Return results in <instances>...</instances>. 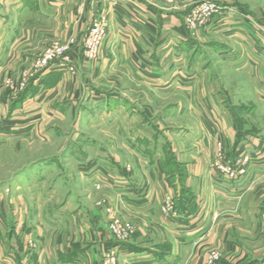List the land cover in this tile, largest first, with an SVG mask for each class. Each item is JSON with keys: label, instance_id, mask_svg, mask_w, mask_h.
<instances>
[{"label": "rangeland", "instance_id": "374dc122", "mask_svg": "<svg viewBox=\"0 0 264 264\" xmlns=\"http://www.w3.org/2000/svg\"><path fill=\"white\" fill-rule=\"evenodd\" d=\"M138 1L139 33L144 32L146 9L153 10L158 23L165 13L180 18L187 34L209 33L212 17L223 13L216 2L242 5L264 24V0ZM205 4L217 10L200 17L197 12ZM128 23L122 21L120 26L126 31ZM101 26L106 37L98 44L95 58L89 59L86 48L94 29ZM115 27L119 29L106 10L99 16L93 12L79 37L48 40L41 52L21 58L19 65L1 66L0 96L5 95L8 112H12L0 106V196L15 217L24 216L18 239L24 255L32 257L40 242L27 232L26 220L33 230H44L43 244L95 235L104 245L99 264H122L117 243H130L141 230L144 239L157 246L167 240L162 221L173 226L181 213L176 209L194 208L193 191L200 189L204 200H211L210 186L205 184L201 192L200 178H209V173L220 178L238 174L227 171L223 164L227 162V123L236 132V146L248 135L264 133V91L260 94L257 88L262 85L264 89V57L261 71H250L251 64L246 66L245 60L252 59L247 54L220 58L212 54L208 40L198 44L202 50L200 67L193 66L189 58L179 61L172 52L162 55L161 47L144 61L134 57L129 66L124 62L118 67L114 58L106 55L113 46L109 40L114 30L117 33ZM153 40L149 43L157 50ZM76 51L77 63L72 58ZM51 65L70 73L69 77H58L65 78V83L55 94H47L55 87L47 81L40 89L33 88V80L42 77ZM148 80L155 86H146ZM42 91L47 95L41 96ZM36 95L40 98L33 100ZM117 95L130 101L127 112L134 109L135 117L106 111L104 98ZM36 102L39 118L32 119L25 113L32 112ZM21 109L26 118L18 119L13 113ZM147 148L153 150L148 152ZM158 161L162 176L154 167ZM198 165L202 170L196 177ZM192 177L193 182L191 179L186 185ZM146 192L148 197L143 199L149 210L142 217L130 208L136 203L133 195ZM250 203L254 208L255 203ZM228 212L223 211L225 216ZM45 226L52 230L47 232ZM236 239L245 243L239 235ZM157 250L159 254L166 252ZM205 255L204 264H220L224 252L220 247L208 249Z\"/></svg>", "mask_w": 264, "mask_h": 264}, {"label": "crops", "instance_id": "0c3cea01", "mask_svg": "<svg viewBox=\"0 0 264 264\" xmlns=\"http://www.w3.org/2000/svg\"><path fill=\"white\" fill-rule=\"evenodd\" d=\"M216 3L223 13L212 17L209 23L211 32L200 31L192 35L183 31L182 22L175 15L162 13V23H158L152 9H146L144 32L139 33L138 0H83L80 2L76 0H0V73L2 75L5 64L19 65L21 58L37 55L48 40L66 39L68 36L79 37L90 23L93 12L99 16L104 13V10L107 11L113 23L119 26V29L115 27L117 33L114 30L113 37H110L109 43L113 46H110L106 53L114 58V66H123L124 62L126 66H129L130 60L134 57L144 61L147 56L161 47L162 55L172 52L173 57L179 58V61L183 62L189 58L194 62L193 66L200 67L203 65L200 55L202 50H198V44L209 40V48L213 55L216 53L218 57L223 58L230 54L236 57L242 53L247 54L246 57L252 61L245 60V65L251 64L250 71H261L260 62L264 57V24L252 17L242 5ZM113 6L116 7L114 12H112L115 8ZM122 21L125 24L129 22L130 27L128 26L126 31L120 26ZM239 25L250 33H243ZM153 38L157 42V50L149 43V41L154 42ZM72 58L75 63L78 62L77 51ZM66 73L60 71L58 65H51L44 71L42 77L33 80V88L40 89V86L47 81L49 85L55 86L52 90L48 89L47 94L59 93L58 90L64 87L65 78L58 77L61 74L69 77L70 73ZM56 77L59 79L58 82ZM144 84L149 87L155 86L152 80ZM261 86L257 87L260 94L264 91V89L261 90ZM71 88L74 90L73 86ZM72 89L70 91H73ZM45 92H40V95L43 96ZM39 98L36 95L33 100ZM32 105L34 110L25 115L38 119L37 102ZM0 106L1 109L6 107L7 113L12 112H8L10 106L4 94L0 96ZM129 106L130 101L125 100L121 95L104 98V107L106 111H111L110 114L125 112L135 117L134 114H137V111L129 108L127 112ZM22 110L15 111L13 115H17L18 119L26 118L22 116ZM228 120L226 118V123ZM224 134L228 138V148L224 151V160L227 162L223 164L230 171L238 172V174L233 178L229 175L226 178H220L214 173L211 175L209 173V178L206 179L204 176L200 178L201 192L205 191V184L210 186L208 188L211 192V200H204L200 189L193 191L194 208L176 209L181 213H177L178 222L173 226L162 221L167 240H163L157 246L156 243L152 244L145 240L139 229L130 243H117L115 247L120 250L122 264H204L205 252L208 249L220 247L224 252L220 264H264V133L248 135L247 140L238 146L235 145L236 132L231 124L229 126L227 123ZM150 149L147 148V151L153 150ZM160 165L161 162L158 161L154 167L158 170L159 176H162L163 168ZM195 169L197 177L202 166L198 165ZM191 179L193 182L192 177L186 185H189ZM121 193H118V196L124 194ZM167 193L170 196V192ZM133 196L136 203L130 209L134 214L143 217L149 210L143 199L148 197V193ZM138 200H141V203ZM250 200L255 203L254 208H251L253 204ZM216 201L218 205H215ZM224 210L230 211L227 216L223 213ZM235 210L236 212H231ZM23 223L24 216L15 217L0 196V264H99L101 262L104 245L95 235L88 234L86 238L82 236V238L78 237L79 240L66 243L60 241L54 243L50 240L43 244L44 230L37 226L33 230L26 220L27 232L31 236L32 234L34 237L37 236L40 242L35 243L38 247L32 251V257L29 254L24 255V246L18 240ZM49 226L44 227L47 232L52 230ZM238 235L245 243L241 244L240 239L235 241ZM157 249L166 250V252L159 254Z\"/></svg>", "mask_w": 264, "mask_h": 264}, {"label": "built area", "instance_id": "2783aa9c", "mask_svg": "<svg viewBox=\"0 0 264 264\" xmlns=\"http://www.w3.org/2000/svg\"><path fill=\"white\" fill-rule=\"evenodd\" d=\"M217 8L213 5H203L201 8L198 10L199 16H208L213 13H215ZM106 37V30L104 27H96L93 32V37L90 39L88 46L86 48V55L89 59L95 58L97 54V49H98V44L101 43ZM47 62H45L46 64ZM227 171H230L229 169ZM231 172V171H230ZM235 174H231L230 177H234ZM126 235V234H125ZM34 247V246H33Z\"/></svg>", "mask_w": 264, "mask_h": 264}]
</instances>
